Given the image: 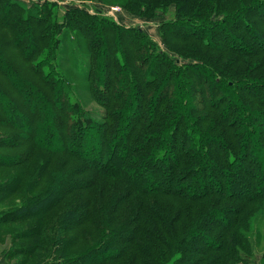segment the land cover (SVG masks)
Returning a JSON list of instances; mask_svg holds the SVG:
<instances>
[{
  "label": "trees",
  "instance_id": "obj_1",
  "mask_svg": "<svg viewBox=\"0 0 264 264\" xmlns=\"http://www.w3.org/2000/svg\"><path fill=\"white\" fill-rule=\"evenodd\" d=\"M120 3L163 43L99 8L0 0L6 259L264 261V0Z\"/></svg>",
  "mask_w": 264,
  "mask_h": 264
},
{
  "label": "rangeland",
  "instance_id": "obj_2",
  "mask_svg": "<svg viewBox=\"0 0 264 264\" xmlns=\"http://www.w3.org/2000/svg\"><path fill=\"white\" fill-rule=\"evenodd\" d=\"M38 1H47V0H31L29 1L30 3L32 2H38ZM52 2H57L60 7L66 8V7H72V6H87L88 8H90L91 10H95L97 8L102 9L103 12L114 18L115 20H117L120 23L123 24H127V25H140L142 28H144L148 33H150L155 39H158V41L162 44V38L160 37V33H159V29H158V23L161 20L160 18H156V19H152V20H146L144 18H141L139 16L133 15L131 14L129 11H127L126 9H124L120 4V2L124 1V0H49ZM63 56L66 58L63 61V68L70 70L71 68V64L67 61V57L70 56V54L65 53L66 50H63ZM67 54V55H65ZM70 75L73 78V80L75 82H77V84H80L81 82H79V78L77 76V74L73 71H70ZM80 93H81V98L83 99V101L86 103L87 107L89 109H91L93 112L96 113H100V115L102 113H104L103 108H101L97 102H95V100L92 98L93 96L91 95V93L89 92V90H87L84 87L80 88ZM15 171H3L0 173V178L6 177L8 175H11L12 173H14ZM255 185L259 186L261 185L260 183L254 182ZM230 185L229 184H224L225 188H228ZM233 189H236L237 187L232 185ZM14 197H10L8 199V201L11 199V201H13ZM14 229V227H13ZM258 230L263 231L264 232V216H261L260 218H258V220L256 221L255 224V233L254 235L258 234ZM21 243H29L31 240L29 239H25V240H18ZM7 244H10L9 242L6 243V241H4L3 243H1L0 245V256H6V254L4 253L3 250H5L6 248H8ZM263 248H259V251H256V257L253 261V264H264V261L261 258V252ZM5 254V255H4ZM19 257L14 258V262L15 260H19ZM5 260L7 263L10 264V262H8V260L5 257Z\"/></svg>",
  "mask_w": 264,
  "mask_h": 264
},
{
  "label": "crops",
  "instance_id": "obj_3",
  "mask_svg": "<svg viewBox=\"0 0 264 264\" xmlns=\"http://www.w3.org/2000/svg\"><path fill=\"white\" fill-rule=\"evenodd\" d=\"M0 264H8L5 260V257L4 256H0Z\"/></svg>",
  "mask_w": 264,
  "mask_h": 264
},
{
  "label": "built area",
  "instance_id": "obj_4",
  "mask_svg": "<svg viewBox=\"0 0 264 264\" xmlns=\"http://www.w3.org/2000/svg\"><path fill=\"white\" fill-rule=\"evenodd\" d=\"M27 1H31V0H27ZM33 1V0H32Z\"/></svg>",
  "mask_w": 264,
  "mask_h": 264
}]
</instances>
